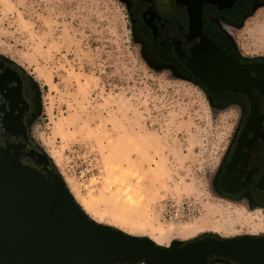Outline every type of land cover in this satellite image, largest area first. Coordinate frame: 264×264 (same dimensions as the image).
<instances>
[{"label": "rangeland", "instance_id": "rangeland-1", "mask_svg": "<svg viewBox=\"0 0 264 264\" xmlns=\"http://www.w3.org/2000/svg\"><path fill=\"white\" fill-rule=\"evenodd\" d=\"M230 36L264 55V10ZM0 56L38 87L32 139L90 219L160 246L263 232L214 181L237 110L150 58L121 0H0Z\"/></svg>", "mask_w": 264, "mask_h": 264}, {"label": "flooded vegetation", "instance_id": "flooded-vegetation-1", "mask_svg": "<svg viewBox=\"0 0 264 264\" xmlns=\"http://www.w3.org/2000/svg\"><path fill=\"white\" fill-rule=\"evenodd\" d=\"M121 1L150 58L196 83L210 102L237 110L235 129L214 181L221 196L264 208V55H242L230 36L264 10V0L204 1L201 36H189V12L197 9V0ZM195 47L210 51L208 57L199 58L197 75L190 60ZM40 97L31 77L0 56V151L15 153L24 165L47 174L56 169L30 131Z\"/></svg>", "mask_w": 264, "mask_h": 264}, {"label": "water", "instance_id": "water-1", "mask_svg": "<svg viewBox=\"0 0 264 264\" xmlns=\"http://www.w3.org/2000/svg\"><path fill=\"white\" fill-rule=\"evenodd\" d=\"M189 12V36H201L200 7ZM205 43V42H204ZM210 51L191 50L192 72ZM264 180V178L262 179ZM264 237L202 236L160 246L96 223L57 172L43 174L0 151V264H264ZM213 260V261H214Z\"/></svg>", "mask_w": 264, "mask_h": 264}, {"label": "bare ground", "instance_id": "bare-ground-1", "mask_svg": "<svg viewBox=\"0 0 264 264\" xmlns=\"http://www.w3.org/2000/svg\"><path fill=\"white\" fill-rule=\"evenodd\" d=\"M243 222H244V223H249V222H250V218H245V219H243ZM262 231H263V233H264V229H262Z\"/></svg>", "mask_w": 264, "mask_h": 264}, {"label": "trees", "instance_id": "trees-1", "mask_svg": "<svg viewBox=\"0 0 264 264\" xmlns=\"http://www.w3.org/2000/svg\"><path fill=\"white\" fill-rule=\"evenodd\" d=\"M225 262V261H223V260H219V259H217V260H214V261H212V262Z\"/></svg>", "mask_w": 264, "mask_h": 264}]
</instances>
